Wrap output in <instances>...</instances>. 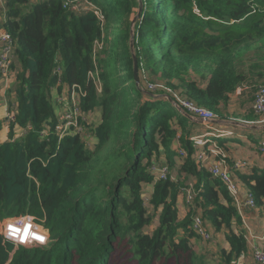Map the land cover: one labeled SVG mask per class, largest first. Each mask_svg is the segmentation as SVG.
<instances>
[{"label": "trees", "instance_id": "trees-1", "mask_svg": "<svg viewBox=\"0 0 264 264\" xmlns=\"http://www.w3.org/2000/svg\"><path fill=\"white\" fill-rule=\"evenodd\" d=\"M87 1L116 29L109 50H96L102 23L92 10L74 12L61 0H3L14 51L6 76L0 71V96L11 95L15 110L13 119H0V132L7 128L0 221L46 214L50 236L45 246L26 248L0 235V264H205L191 243L196 214L226 229L229 250L220 249L219 262L231 264L246 250L244 234L232 228L242 224L236 205L197 163L202 146L189 137V119L166 96L144 91V98L133 66L140 84L144 72L173 88L178 80L183 99L223 111L239 85L264 78V0ZM54 91L79 93L81 112H99L90 145L79 132L56 131ZM214 146L217 158L226 157ZM239 177L262 205L264 168Z\"/></svg>", "mask_w": 264, "mask_h": 264}, {"label": "crops", "instance_id": "crops-1", "mask_svg": "<svg viewBox=\"0 0 264 264\" xmlns=\"http://www.w3.org/2000/svg\"><path fill=\"white\" fill-rule=\"evenodd\" d=\"M4 8H5L4 5L0 2L2 21H4V13H5ZM243 84H248V83H243ZM249 85L252 89L255 88L254 83ZM233 94H235L234 95L235 98L238 97H240V99L243 98L244 103H242V105H240L239 103L238 107L234 110H232L230 107L231 103L229 105H226V108L233 111L234 114H238L239 112L246 114L247 111H245V106L249 104V102H252L251 100L253 98L252 90H244L241 94H238V92ZM157 95L159 94H156V96ZM232 100H234V98L231 97L230 101L228 102H232ZM181 113L184 114L189 119V121L186 124V126L190 130L189 137L198 136L201 134L207 135L209 133L218 131L219 132L218 134L221 133L222 135L221 137H219L220 139H216L217 136H214L213 138H210L211 140H206V141L218 142L220 146L225 148L224 149L226 153L225 160L227 164L229 166H232L233 161L237 159L245 160L246 162H248L247 166H244L242 169L235 171L233 174L237 179V183H238L236 206H237L238 214L241 217L242 224L240 226L233 224L232 228L234 229L235 232L242 231V233L246 237V250L243 251L241 260L238 264H258L257 261L256 260L254 261L252 258V251L256 245L264 250V239L262 238L264 233V200L262 205L260 206L258 205H255L253 207L247 206L246 202L250 196V191L243 183L239 182L238 179L240 180L239 175L250 174L253 168H258V169L264 168V147L260 144L261 141H264L263 140L264 125L259 124L257 122H250L247 125L238 123L234 126V125L222 124V122L217 120L206 123L203 120H201V118L199 119L196 116H193L189 113L186 112H181ZM256 117L257 116L252 112L250 115L244 118H249L248 120L254 121ZM244 118L241 117L239 121H241ZM99 120L100 117L97 119L95 124H97ZM218 128H221L222 131H219ZM207 144L210 143H204L203 145H207ZM203 145L199 144V146H202V148ZM211 145H215V144H211ZM258 146L260 147V149ZM174 147L175 146L173 145V148ZM198 151L199 150L197 149L196 152L198 153ZM209 156L211 157L210 152L207 153L206 161L208 160ZM214 159L215 161L217 160L216 157H213L211 163L214 162ZM164 162H166V159ZM178 207L180 208L181 212H185L186 207L184 200L181 201L180 199V201H178ZM206 225L208 226L210 231H212L213 235L214 232H217L216 236L219 238L217 240L218 242H220L222 237V243H220V245L216 249V251H218L217 252L218 256L220 253V249L229 250V245L225 239V229L222 228L220 231H216L212 224L206 223ZM212 239L205 242L212 241ZM197 240H199V238H195V237L191 238V241L193 243H195ZM197 254L203 255V253H198V252ZM203 259H205V264H210L206 261V257L203 256ZM216 264L218 263L216 262Z\"/></svg>", "mask_w": 264, "mask_h": 264}, {"label": "rangeland", "instance_id": "rangeland-1", "mask_svg": "<svg viewBox=\"0 0 264 264\" xmlns=\"http://www.w3.org/2000/svg\"><path fill=\"white\" fill-rule=\"evenodd\" d=\"M82 1H83V3H81L78 7L75 6L77 9L74 12L81 11L84 8L83 6H89V7H92V8L95 9V7H94V5L92 3H91L92 5H90L85 0H82ZM139 11H140L139 9L138 10L134 9V16H133V20H132L133 23L136 22V20L138 19L139 14H136V12H139ZM97 14H98L97 16L100 18L101 23H102V39H101V41L96 43V50H99L101 47H107L108 50H109V47H110L111 42H112V39H113L114 34L116 32V29H115V27H114V25L112 23L105 21V19L101 15L102 13H101L100 10L97 11ZM1 18H2V14H1V11H0V37L2 36V34L4 32V28H3V25H2L3 21H2ZM130 45L132 47V41H130ZM1 50L2 51L4 50V47L2 45H0V51ZM107 55L109 56V52H106L105 54L102 53L100 58L104 59V58H106ZM251 60H252V58L249 57V56H247L245 58L246 66H248L250 64ZM99 69H103L106 72V70H111V67L110 66L99 67ZM257 69H259V68L258 67L257 68H253V70H257ZM262 71L264 72V69H262ZM142 77H143V75H142ZM138 78H139V76H138ZM154 78H157L158 80L150 81L149 77H147L146 72H144L143 82H141V84L139 85V88L141 89L142 93L145 95L144 98L147 97L145 92H149V93L154 94V95L159 94L161 92V95L166 96V97L170 98L173 101V103L176 105V107L179 110V112H188L185 108L180 106L181 102L183 100H185V99L182 98L181 89L178 87L179 81L176 80L174 82L175 87L173 88V87L168 86L164 79H160L157 76H155ZM154 78H152V79H154ZM7 82H1V83L2 84H7ZM248 82H254V83L257 82L255 84V88L252 89L250 87L249 83L248 84H241V85H239L237 87V89L235 90L234 93L238 92V94H241L244 90H252L253 97H255V95L258 92L257 86L258 85H263L262 83H264V78H262V79L255 78L254 81H253L252 78L251 79L248 78ZM148 84H150V87L152 89H149ZM151 84H156L158 87L155 88V86L154 85L152 86ZM119 87L120 86H118L117 88H119ZM98 88H99V86H98ZM234 95L235 94H233L231 96L232 98H234V100H232V102H228L227 103V105H229L231 103L230 107H231L232 110L236 109L238 107L239 103H240V105H242V103H244V99L243 98H241V99H240V97L235 98ZM157 96H160V95H157ZM52 97H53V101H54V105H55V109H56V114H57V117L59 119V117L62 114V108H63L61 99H65V96H64V94H60L57 91H54ZM251 100H252V102H249V104H247L245 106V111H247L246 114L240 113V112L238 114H234V112L229 110L228 108H226V106H225V108H223L224 109L223 111H221V110L214 111V110L205 108L207 110L212 111L215 114V118H213L211 120H204L202 117H200L198 115H193L192 113H190V114L193 115V116H196L199 119L201 118V120H203L206 123H208L210 121L217 120V121L222 122V124L234 125V126L236 124H238V123L247 125L250 122H257L259 124L264 125V121L262 120L263 117H264V114L255 112L257 110L256 107H255V105H256L255 104V99L252 98ZM10 101H12L11 95L3 94V95L0 96V119L1 118L2 119L6 118L7 112L15 110V107L13 106V104H11V103L9 104ZM193 103L195 104L194 101H193ZM197 106H199V105H197ZM194 107H196V106H194ZM199 107H202V106H199ZM199 107H197V108H199ZM202 108H204V107H202ZM252 112L257 116L254 121L253 120L250 121V120H248V118H244V117L250 115ZM99 115L100 114L97 111H91V112L89 111V112L84 113V115L81 114L80 118L84 119L83 123H82V128H81L80 123L78 121V124L80 126V130H81L80 134H81L82 138L86 141V143L88 145L91 144L90 136H89V132H90L89 127H91L93 124L96 123L97 119L99 118ZM241 117H243L244 119L239 121ZM218 130L222 131L221 128H218ZM21 132H22V130L19 129V128L16 130V134H20ZM218 133L219 132L217 131V132L209 133L207 135L206 134H204V135L201 134V135H198V136H190V139H193L195 141L196 145L204 144V143H210V147H213V145H211V144H216L217 142H215V141H206V140H211L210 138H213L214 136L221 137L222 136L221 133L220 134H218ZM0 140H2V141L7 140V128L6 127L1 129ZM259 149H260V147H259ZM216 151L217 150H215V152H210L211 157L209 156L208 160L205 163H202V161H199V155H197V163H199L200 166H202V165L204 166L205 165V167H208L210 165V166L213 167L217 160L215 161V159H214V162H212V163H211V161L213 160V157L217 158ZM198 153H200V150L198 151ZM153 161L155 162V165L156 164H160L159 160L154 159ZM239 161L242 162L241 163L242 166L234 168L236 170H238V169L240 170V169H242L244 167L245 160H239ZM166 165H167V163H166ZM234 169L233 168L231 169L232 175L235 172ZM174 174L175 173L173 172L172 176H174ZM233 178H234L235 182H237V179L235 178L234 175H233ZM143 188H145V192H144V189H142V192H144V195L146 196V194L148 193L149 187L148 186H143ZM183 200L186 202L185 198L181 199V201H183ZM246 203H248V202H246ZM187 205H188V208H191V206H192L191 203H189V204L187 203ZM223 229H225V228H223ZM210 232H211V236H210L209 239L204 240V241L199 239L195 243H193V242H191V243L194 246L195 251H197L198 253H203L205 255L206 261L208 263L216 264V262H217L218 264H220L219 256L217 254L218 251H216V249L220 245V243H222V237H221L220 242H218L217 240L219 238L216 236L217 232H214V235H213L212 231H210ZM179 233L182 234V231L180 230ZM212 236H213V239H212ZM244 238L246 240L245 236H244ZM262 238L264 239V233H263ZM211 239H212V241L205 242V241H208V240H211ZM256 251H263L264 252L263 249H261L259 246L256 245L254 247L253 251H252V258H253L254 261L256 260V258H255V252Z\"/></svg>", "mask_w": 264, "mask_h": 264}, {"label": "built area", "instance_id": "built-area-1", "mask_svg": "<svg viewBox=\"0 0 264 264\" xmlns=\"http://www.w3.org/2000/svg\"><path fill=\"white\" fill-rule=\"evenodd\" d=\"M88 4L92 5L89 1L85 0ZM0 2H2V0H0ZM81 3H83L82 0H62V5L65 8H69L72 11H75L77 8L75 6H79ZM84 9H89L92 10L96 15L97 11H99L95 6V9L89 6H83ZM0 41L3 43L2 46L4 47V50L0 52V71L4 73V76H6L7 72H8V62L10 60V58L13 56V40L10 37L9 34L7 33H3L2 36L0 37ZM10 57V58H9ZM90 75L93 77L94 74H92V72H90ZM95 82H97L95 80ZM149 83V82H148ZM152 86L154 85L155 88H157L158 86L156 84H151ZM148 86L150 87V84H148ZM151 88V87H150ZM258 92L255 95L254 99H255V107H256V112L259 113H263L264 114V84L263 85H258L257 86ZM76 93H72L71 97H70V101L69 102H65L64 105V113L62 114L61 118H60V122L58 123L56 129L57 131L60 133V136H62L65 133H69L72 129L76 132H81L80 130V126L78 124V116L81 115V111L79 106L76 103ZM196 107H194V106ZM181 107L185 108L189 113H192L193 115H198L200 117H202L204 120H211L213 118H215V114L210 111L207 110L205 108L199 107L196 104H194L191 101L188 100H183L181 102ZM199 107V108H197ZM7 118L8 119H13L14 118V111H9L7 112ZM264 121V117L262 119ZM194 144H196L194 142ZM203 145V144H202ZM261 145L264 147V141L261 142ZM216 154H220V150L216 149V148H211L210 152H215ZM180 153L184 154L183 151H180ZM197 155H199V161H202V163H205L206 159H207V155L206 152L204 151V149H200V153H198ZM197 157V156H196ZM241 159H237L235 161H233V165L229 166L225 160V156L221 153L220 158L217 159L215 165L212 166H208V170L212 173L213 176L217 177L221 183L225 186L228 194L234 199H236L237 193H238V183L235 182L233 175L231 173V169L233 168H237L242 166V162L239 161ZM165 174V170H163L162 172V176ZM193 197V193L191 192L190 189H188L187 192V199L188 201L191 200V198ZM247 205L249 207H253L255 206V201L252 195L249 196L248 201H247ZM16 217H20V216H16ZM193 230L195 231V233L200 236L201 238L207 240L210 238V233L209 231L205 228V225L201 219L200 216H195V218L193 219ZM19 243V242H18ZM45 244V243H44ZM23 245L26 246H39V245H43L40 244L38 241H32L31 243H23ZM241 256L242 254L240 253L239 256H237L236 258H234L231 262V264H238L241 260ZM255 258L258 262V264H264V252L263 251H256L255 252Z\"/></svg>", "mask_w": 264, "mask_h": 264}, {"label": "clouds", "instance_id": "clouds-1", "mask_svg": "<svg viewBox=\"0 0 264 264\" xmlns=\"http://www.w3.org/2000/svg\"><path fill=\"white\" fill-rule=\"evenodd\" d=\"M1 3L3 4V0H2ZM61 3H62V0H61ZM4 32H5V30H4ZM0 44L2 45L3 43L0 41ZM13 51H14V45H13ZM96 81L97 82L94 81V83L96 84V86L98 88V86H100V81L97 80V79H96ZM72 93L73 92L70 93L68 98L61 99L62 105H63L62 114L64 113V107H65L64 103L70 101V97H71ZM78 96H79V93L76 96V103L79 106L78 101H77ZM79 108H80V106H79ZM80 111H81V109H80ZM186 113H188V112H186ZM62 114H61V116H62ZM81 114L84 115L83 112H81ZM61 116L58 119V123L60 122ZM80 117H81V115L78 116V121H79ZM6 118H7V115H6ZM79 123H80V126L82 128V123L80 121H79ZM56 131H57V129H56ZM71 131H74V130L72 129ZM59 135H60V133H59ZM89 136H90V141H91V133L90 132H89ZM261 142H260V144H261ZM207 145H208L209 152H210L211 148H213V147L216 148L214 145H213V147H210V144H207ZM206 155H207V152H206ZM238 181H239V179H238ZM250 195H252V194L250 193ZM191 200H192V198H191ZM191 200H189V201H191ZM233 201H234L235 205H237L235 198L233 199ZM236 209H237V206H236ZM16 216H20V217H16ZM195 216H200V215L196 214ZM195 216L193 217V219L195 218ZM46 219H47L46 214L43 216V218L37 217V216L32 215V214H20V215L9 216V217L3 218L0 221V235H2L6 240L14 242V243H16L18 245H22V246H24L26 248L43 247V246H45L47 244V241H48L49 236H50L49 229L44 226V223H45ZM202 221H203V219H202ZM203 223H204V221H203ZM204 225H205V228L209 231L210 236H211L210 229L208 228V226L205 223H204ZM192 228H193V220H192ZM195 238H199V239L205 240V239L201 238L200 236H198L197 234H196ZM32 241H38L40 244H43V245H39V246H34V245L33 246H26V245H23V243H31ZM241 254H243V252H241Z\"/></svg>", "mask_w": 264, "mask_h": 264}, {"label": "water", "instance_id": "water-1", "mask_svg": "<svg viewBox=\"0 0 264 264\" xmlns=\"http://www.w3.org/2000/svg\"><path fill=\"white\" fill-rule=\"evenodd\" d=\"M133 75H134V81L136 84H139V78H138V71H137V65L136 63H134V66H133Z\"/></svg>", "mask_w": 264, "mask_h": 264}]
</instances>
